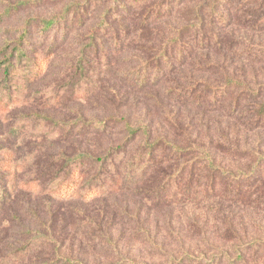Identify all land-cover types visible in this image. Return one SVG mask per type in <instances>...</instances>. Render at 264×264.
I'll list each match as a JSON object with an SVG mask.
<instances>
[{
  "label": "rangeland",
  "instance_id": "374dc122",
  "mask_svg": "<svg viewBox=\"0 0 264 264\" xmlns=\"http://www.w3.org/2000/svg\"><path fill=\"white\" fill-rule=\"evenodd\" d=\"M11 5L18 11L7 13ZM69 5L81 7L83 22L37 37L40 21ZM147 14L151 21L144 23ZM28 24L31 55L47 68L22 87L17 104L0 111V186H15L0 218V264L53 258L45 244L20 255L32 233L47 225L61 256L81 264H167L185 253L229 264L239 248L251 262L250 243L264 241V0H0V49L18 42ZM92 39L100 43L97 55L87 48ZM80 118L104 121L107 129L68 135L52 122ZM126 124L139 129L134 137ZM13 128L28 133L11 152L5 147L15 141ZM145 128L148 142H158L155 163L126 177L141 154ZM163 141L189 152L171 155ZM114 150L120 155L99 195L88 193L99 169L87 162L80 194H53L45 182L41 169L62 152L107 158ZM205 153L230 175L254 173L244 197L227 194L231 176L209 169ZM30 156L32 163L19 168ZM177 170L183 176L171 184L175 199L149 197L148 189L172 182Z\"/></svg>",
  "mask_w": 264,
  "mask_h": 264
},
{
  "label": "trees",
  "instance_id": "16d2710c",
  "mask_svg": "<svg viewBox=\"0 0 264 264\" xmlns=\"http://www.w3.org/2000/svg\"><path fill=\"white\" fill-rule=\"evenodd\" d=\"M18 6H9L7 13H10L11 11H18ZM17 9V10H16ZM73 10V15L70 18V12ZM156 8H153L151 10V13L153 15L158 16L160 12L156 14ZM116 13L114 17L116 18V21L121 19V16ZM84 15L83 10L78 5H69L66 7L60 15H58L56 18L53 19H42L39 23V31L37 33V37L39 38H45L47 35V32L50 31L56 26H59L62 23L67 24L69 21L71 24L75 22H83ZM145 22L151 21V15L147 14L144 19ZM107 22L104 23L102 26L103 28L106 27ZM21 36L18 38V42L15 44H12L10 42L5 43L4 46L0 49V111H8L12 104H17L19 95L22 92V87L25 85H29L33 83L37 78H39L46 70L47 66H45L44 59H36L32 57V52L30 49V37L32 35L30 24L26 25L25 28L21 30ZM65 31V36L67 35ZM42 41V40H41ZM90 51L95 54H99L100 50V43L91 40V44H89ZM84 47V49H87ZM82 49L81 51L83 52ZM38 53V51L36 52ZM53 55V54H52ZM51 54L48 55V58L52 56ZM49 58V59H50ZM81 64L78 66V72L80 74H84L86 72L85 64H82L85 61V57L81 56L80 58ZM157 61H159L157 59ZM94 65V64H93ZM146 77L142 76L140 79V83L142 85L146 84L147 81L145 80ZM230 85H238L241 84L235 80L229 79ZM246 86V85H245ZM247 87V86H246ZM248 88V87H247ZM249 89V88H248ZM54 125L58 127L59 131H64L68 135H74L75 129H81L91 132H101L107 129V123L104 121H86L84 119H78L73 122H65L61 120H52ZM127 131L129 134V137H134L139 129L135 127H131L129 124H126ZM77 131V130H76ZM81 131V130H80ZM142 135L145 137V141L142 145L141 154L139 155V158L135 160V163L133 167L128 166L127 170L123 172L126 177H130L132 174V169H136L139 172L144 173L147 169L153 167L154 165V153L155 149L157 148L158 142L150 144L148 142V138L150 137V133L148 129H142ZM27 129L26 128H13L9 134L10 136L15 137V141L13 144L10 143V146L5 147L7 151H13V145L17 148L19 144L21 143L22 137L26 135ZM165 147L170 151L171 155H175L177 157H182L185 154L189 152L188 149H182L178 146H176L174 143L163 141ZM9 154V153H8ZM120 155L119 150H114L110 153V157H94L90 153L87 152H78L77 154L69 155L66 152H62L58 154L55 157H52L48 161V166L44 168V170L41 169V171H45L48 173V178L45 181L48 186L51 187V192L53 194L62 193L64 189H68L69 191H72L73 193L80 194V192L77 190L79 186V181L84 176V168L85 163L87 162L90 165H95L99 169V176H94V182L93 178L91 179V184L95 183V179L97 180V186L90 187L92 189L88 190L89 195H99L103 193L106 190V183L110 179V175L108 174L110 172V169L114 167V158ZM205 159L207 161V166L209 169H211L213 172H220V175H223L224 177L231 176V183L233 186L230 187L228 190V195L233 198H241L244 197V194L246 193V188L249 184H251L253 181H255L254 173L247 174L245 172H240L239 176L236 177L234 175H230L229 172L221 170L220 168L215 166L214 159L209 153H205ZM34 156H30L29 159H20L18 162L19 168L22 167L21 165L27 166L28 164L32 163V159ZM13 159V156H11ZM259 160L264 161V156H259ZM24 163V164H23ZM38 168L40 169L41 166L39 163H37ZM15 173V172H14ZM183 176V171L177 170L174 174L173 178L171 179L168 177V179H171L172 182H166L164 186H162L159 189H148V195L149 197H154L156 194L159 197H163L164 201L170 202L171 200L175 199V194H171V184L177 183V181L181 180V177ZM52 183V184H50ZM15 186L12 185L9 186H0V218L2 217V214H4L5 209L8 207L10 208V204L13 202V192H14ZM76 191V192H74ZM9 215L11 218H15L16 215L12 214V212H9ZM15 220V219H14ZM43 231H36L32 233V237L28 240L27 244L24 248L21 249L20 255H25L30 250L34 249L35 247L45 244V245H52L53 248V258H49L48 260L44 261L43 264H58V260H61L63 264H81L80 262H74L70 259L64 258L60 254V247L61 243L56 239L55 235L53 234V231L51 229V226H46ZM263 244L264 241H254V243H250V246L248 247V251L252 253L251 262L250 259H247L245 255L247 253L241 252L240 248L237 250V256L235 258L229 257L227 262L229 264H264V257L259 256L258 257V249L260 247V244ZM17 255V253H16ZM14 260H17V257L13 258ZM129 264V262H126ZM131 263V262H130ZM221 262H218L215 258H208L206 255H194L191 253H185L183 256L176 258L174 256H171L168 260L167 264H220Z\"/></svg>",
  "mask_w": 264,
  "mask_h": 264
}]
</instances>
